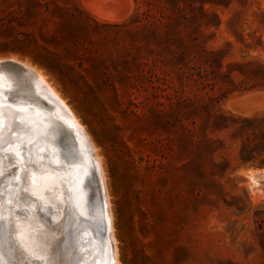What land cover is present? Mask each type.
Masks as SVG:
<instances>
[{"label": "rangeland", "instance_id": "rangeland-1", "mask_svg": "<svg viewBox=\"0 0 264 264\" xmlns=\"http://www.w3.org/2000/svg\"><path fill=\"white\" fill-rule=\"evenodd\" d=\"M92 2L0 0V61L41 71L89 135L120 264H264V178L250 174L264 171V0ZM4 67L0 92L26 89ZM47 123L29 142L63 159ZM94 231L75 236L69 264L88 250L105 264Z\"/></svg>", "mask_w": 264, "mask_h": 264}, {"label": "bare ground", "instance_id": "bare-ground-1", "mask_svg": "<svg viewBox=\"0 0 264 264\" xmlns=\"http://www.w3.org/2000/svg\"><path fill=\"white\" fill-rule=\"evenodd\" d=\"M92 1L93 2L91 4L94 6L97 5L100 7H105L109 5L111 6L112 10L122 9L124 11L128 10L131 4L130 0H92ZM117 11L118 10H116V12ZM0 65L5 66L4 67L5 69L9 68L18 75L20 81L24 82V86L26 87V89L24 90L21 89V90L27 92L29 96H31L30 97L31 100L35 101L34 103H29L26 101L18 100L16 104L6 103L5 101L6 95L9 91L2 90L0 92L3 94L2 95L3 100L0 102V105L5 106L6 108L10 105L12 111L20 112V115L18 117L19 118L22 117L21 121L25 122L26 127L30 129V132H25L26 135L23 134L22 138L21 136H19V139L21 138L20 140H15L16 138L15 133L14 132L10 133V130L7 127L9 117L5 116L1 119L2 120L1 123L4 126L5 138L7 139L10 134L11 143L10 144L4 143L3 146L0 147V156L3 157V159L0 160V169L2 168L0 172L3 173V176L0 177V180H2V183H0V195H3L4 198L3 214L5 215V217L14 219L16 225L18 226L19 234L16 235L14 239L16 240L21 251H23L25 256L29 259H33L36 256H39L41 254L40 246L44 239L43 234L48 233L47 238L53 240V243L61 246L63 259L68 261L69 263L72 261L71 260L72 250H70L69 247V243H70L69 237L71 233V229H70L71 227H67L68 223L64 212V209L68 206L65 203L68 199L65 193H68L73 197L71 203L73 206H75L76 203L79 205L78 202L80 200L79 198H78L79 201L75 200L77 197L74 194V192L79 191L80 194L79 193L76 194L77 195L79 194L82 197L81 198L82 202L83 201L89 202L91 200L92 201L94 200L93 205L95 206L94 208L96 213L95 212L94 213L96 214V219H97L96 223L97 224H100L101 222L104 223L105 231L102 233V239L104 241V243L102 244L103 251L101 250L103 252L102 260L105 261L103 263L120 264V260L118 257L119 254L117 247V238L115 237L114 234L115 227L112 217L113 212L109 201L106 177L104 174L103 167L101 165L100 156L96 148L95 147H94L95 149L93 148L94 145H92V142L88 137L89 135H87L82 124L80 123L78 118L74 115L69 105L66 103L64 99H62L61 95L48 82V80L41 71H39L38 69L32 67L27 63H23L20 61L17 62L15 59L8 61H0ZM1 83L3 82H0V84ZM13 85L15 84L12 83V86ZM4 86L2 87L6 88L8 85H4ZM31 120L35 122L33 123V128H30L28 124L29 121ZM46 122H48L47 123L48 125L52 124L54 126V129L55 127L58 128L59 136L62 134L64 135V139L67 140L68 143V145L66 144L67 149L72 151V153H74L76 156L75 161L69 163L63 160L62 158H58L57 156L53 155L55 153L53 152L54 150L52 151V147L49 148L50 146L48 147L47 144L43 143L44 138H41V136L38 139H34V141H32L31 143L29 142L32 133L33 135L35 134L34 133L35 129L39 130V127L43 126V124ZM55 131L58 132L56 129ZM50 142L52 141L50 140ZM29 143L30 145L29 147H27L26 145ZM9 156L15 157L17 164H11L8 160ZM2 163L3 165H1ZM14 169L17 173L16 176L14 177L9 176L8 173L12 172ZM24 171L28 172V177H29L26 185L20 179V176L23 174ZM81 172H83V175L84 173H86L84 178H82L83 175H81ZM250 172L254 184L257 182L256 185L257 184L259 185L260 180H257L255 178L258 175H261L259 179H263L264 171L262 170L261 172L260 170V172H258L255 170L254 171L251 170ZM79 178L81 179L80 183H78ZM87 179L90 181L89 185H87V181H86ZM17 184H19L21 188H26V194L31 197L34 203L25 206L12 198L11 193L17 190L14 187ZM10 200L12 201L11 203H9ZM82 202H80V204ZM84 202L82 203L83 205ZM100 205H102L104 208L103 211L101 210V212L97 211ZM38 206H41L45 209H51V214L46 216L45 213L38 212L37 211ZM22 207L25 208V210L28 212V219L26 221L22 220L18 215H16V213L20 212V209ZM83 207L81 208L79 207V209L82 210ZM85 208L87 207L85 206ZM81 210H79L80 214L84 213V212L81 213ZM10 212H11V216H10ZM84 214L83 216L86 215ZM98 219L100 221H98ZM46 221H51L53 224H57L60 223L61 221H64L66 225V230L63 233L59 231L55 233H49L48 225ZM84 232L83 231L82 233L80 232L82 238L83 237L85 238ZM80 234L78 240L82 239L80 237ZM80 243L82 244L84 243V241L82 242L80 241L78 244ZM80 247H82V245ZM78 249L79 248H77L76 250ZM85 249L83 248L82 250L84 251ZM80 250L78 251L80 252ZM88 251L83 260L82 258H80L81 259L80 264H89L90 258H93V256H95L94 252L92 251L88 252ZM80 254L83 255L84 253H80ZM94 260H97V258ZM95 263L98 264L97 262Z\"/></svg>", "mask_w": 264, "mask_h": 264}, {"label": "snow or ice", "instance_id": "snow-or-ice-1", "mask_svg": "<svg viewBox=\"0 0 264 264\" xmlns=\"http://www.w3.org/2000/svg\"><path fill=\"white\" fill-rule=\"evenodd\" d=\"M2 75V74H0ZM3 85L0 84V87ZM6 98L11 101V104H16L18 100L26 101L29 103H34L35 101H32L30 97L27 95L22 94L21 89H16L14 91H9L6 95ZM20 115V112L12 111L11 106L9 105L7 108L5 106L0 105V119L7 116L9 117L8 120V129L11 132H16L23 130L25 132H30V129L27 127H23L20 124L16 123V118ZM4 143H11L10 134L8 138H5L4 135V126L2 123H0V147L3 146ZM61 145V156L65 161H68L69 163L76 160V156L74 153H71L64 145L63 142H59ZM3 157L0 156V160H2ZM8 160L11 164H17V161L15 160V157L9 156ZM15 169L8 173L9 176H16ZM3 176V173L0 172V177ZM21 181L24 182V184H27V181L29 179L28 172L24 171L23 174L20 176ZM0 183H2V180H0ZM17 190L11 193V196L14 200L18 201L19 203L23 205H29L34 203V201L31 199L30 196L26 194V188H21L19 184L14 186ZM65 195L68 197L67 201L65 202L68 206L64 209L67 223L72 224L75 226V233H73V239H75V236H77L81 231H86L88 229H94V234L99 235L102 234L105 231V228L103 226V223L100 224H92L89 221L86 220H80L77 216V209L75 206L72 205L71 201L73 200V197L65 193ZM3 195H0V264H69L68 261L63 259V254L61 250V246L58 244L53 243V240L48 239V233L43 234L44 239L42 241V244L40 246V255L36 256L33 259H29L25 256L24 252L21 251L20 247L18 246L16 240L14 237L19 234L18 226L16 225L14 219L5 217L3 214L4 209V203H3ZM12 201L10 200L9 203ZM88 212L89 215L93 216L94 219V205L91 204V202H88ZM37 211L40 213H45V215L51 214V209H45L41 206L37 207ZM22 220L28 219V212L25 210V208H21L19 213H16ZM11 216V212H10ZM48 225V232L49 233H55L57 231L63 233L66 230V225L64 221H61L60 223L53 224L51 221H46ZM54 239V237H53ZM101 243L103 244L104 241L101 239ZM78 264V261H77Z\"/></svg>", "mask_w": 264, "mask_h": 264}, {"label": "water", "instance_id": "water-1", "mask_svg": "<svg viewBox=\"0 0 264 264\" xmlns=\"http://www.w3.org/2000/svg\"><path fill=\"white\" fill-rule=\"evenodd\" d=\"M13 90V89H12ZM11 90V91H12ZM103 206L102 205H100L99 207H98V209H97V211H99V212H101V210L103 211ZM98 221H100L99 219H98ZM93 222H95V220L93 221ZM97 222V221H96ZM96 224V223H95ZM72 224H69L68 223V225H67V227H71L70 229L74 232V231H76L75 230V227L73 226ZM103 226H104V223H103ZM105 227V226H104ZM71 234H72V232H71ZM70 234V237L72 236ZM93 242H94V246H95V249L96 248H98L99 246L97 245V243H96V240L95 239H93ZM69 247H70V250H73L75 247H76V244H75V241H74V239H73V237L72 238H70V243H69ZM99 249V248H98ZM99 255V253L96 251V255L94 256V258L93 259H91L90 260V264H96L95 263V261H94V259H95V257H97ZM76 257V256H75ZM78 254H77V257H76V261L78 260ZM97 263H98V261H97Z\"/></svg>", "mask_w": 264, "mask_h": 264}]
</instances>
